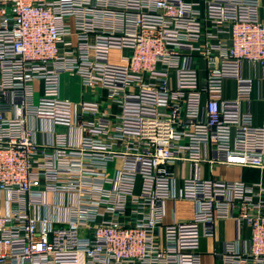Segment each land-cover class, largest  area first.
I'll return each instance as SVG.
<instances>
[{
  "label": "built area",
  "instance_id": "2783aa9c",
  "mask_svg": "<svg viewBox=\"0 0 264 264\" xmlns=\"http://www.w3.org/2000/svg\"><path fill=\"white\" fill-rule=\"evenodd\" d=\"M64 71L115 113L84 121ZM262 78L264 0H0V264H202L218 219L221 264H264V183L200 175L264 170ZM167 200L190 217L165 223Z\"/></svg>",
  "mask_w": 264,
  "mask_h": 264
},
{
  "label": "crops",
  "instance_id": "0c3cea01",
  "mask_svg": "<svg viewBox=\"0 0 264 264\" xmlns=\"http://www.w3.org/2000/svg\"><path fill=\"white\" fill-rule=\"evenodd\" d=\"M203 0H200V6ZM244 74L250 75V67L245 63ZM253 74V72H252ZM59 96L68 98L77 104L78 109H83V120L88 121L90 117L88 110L97 108L102 112L113 115L116 110L115 103L106 98V92L101 87H91L82 83L80 77L66 71L61 72L58 78ZM235 96L234 83L232 80H226L223 87V97L233 98ZM249 109L252 114V122L254 125H261L264 119V78L256 81L251 93ZM48 123L41 122V126ZM64 129H62L63 131ZM38 139H42L38 135ZM120 160L116 159L110 167L119 165ZM181 172V162L177 161L174 165V174L178 178ZM201 177H217L222 179H239L244 182L264 183V170L251 167H243L228 164H213L210 166L207 162L201 164ZM191 215L190 202H176L167 200L165 202L164 222L170 223L172 220H185ZM237 234V225L233 219H218L213 225V235L210 237H202L200 241V254L202 264H221V259L216 254L221 253L223 241L232 239ZM243 236H248L249 229L245 225L242 228Z\"/></svg>",
  "mask_w": 264,
  "mask_h": 264
}]
</instances>
